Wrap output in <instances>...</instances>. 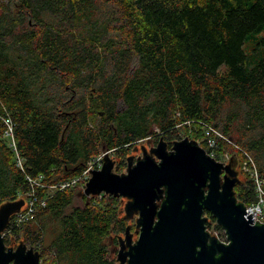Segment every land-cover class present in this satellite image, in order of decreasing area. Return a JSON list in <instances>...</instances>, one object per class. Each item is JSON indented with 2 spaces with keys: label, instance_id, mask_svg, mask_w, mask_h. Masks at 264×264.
<instances>
[{
  "label": "trees",
  "instance_id": "trees-1",
  "mask_svg": "<svg viewBox=\"0 0 264 264\" xmlns=\"http://www.w3.org/2000/svg\"><path fill=\"white\" fill-rule=\"evenodd\" d=\"M205 127L221 135L214 159L241 169L236 199L257 203L264 0H0V206L35 198L32 220L11 217L6 246L15 237L44 264H116L122 198L78 206L76 188L52 187L104 152L123 161L139 143L203 139Z\"/></svg>",
  "mask_w": 264,
  "mask_h": 264
},
{
  "label": "water",
  "instance_id": "water-1",
  "mask_svg": "<svg viewBox=\"0 0 264 264\" xmlns=\"http://www.w3.org/2000/svg\"><path fill=\"white\" fill-rule=\"evenodd\" d=\"M166 147L161 138L142 159L133 163L129 157L125 174L113 173L109 152L101 169L86 167L91 178L81 197H121L128 200L125 218L138 215V239L131 244L126 227L120 264H264V223L254 221L235 197L239 180L233 159L223 164L189 138L175 141L170 151ZM24 209L22 199L0 206V264H41L33 248L20 243L14 250L4 242L11 217ZM204 211L223 230L226 243L207 233Z\"/></svg>",
  "mask_w": 264,
  "mask_h": 264
},
{
  "label": "rangeland",
  "instance_id": "rangeland-1",
  "mask_svg": "<svg viewBox=\"0 0 264 264\" xmlns=\"http://www.w3.org/2000/svg\"><path fill=\"white\" fill-rule=\"evenodd\" d=\"M184 137H182V139H183ZM190 139V138H189ZM203 140H204V138L202 139H196V140H194V141H196L200 146L202 145V142H203ZM174 141H179V140H174ZM156 144H155V142H152L151 140H149V141H145V142H142V143H139V144H137L136 145V148H137V150L136 151H132L131 153H128V156H127V158H125L123 161H120V160H118L117 159V157L115 156V155H113V153H110L109 154V157L111 158V160H113L114 161V167H113V169H112V171H113V173H116V174H125L126 173V168H127V159L129 158V157H131L132 159H133V163H135L136 162V160L137 159H142L143 158V152L145 151L147 154H150V152H151V149H154V148H156ZM167 148V151H168V147H166ZM144 149V150H143ZM224 157H225V155L222 157L223 159H221L220 160V162L221 163H223V164H228V162H229V160L230 159H227V157L229 158V155L224 159ZM237 166V165H236ZM235 166V170L237 171V173H238V180L240 181V180H242L243 179V175L241 174V169H239L238 167H236ZM242 170L245 172V173H247V174H249L250 175V177H254V173H252V171L248 168V166H243L242 167ZM83 183H80V185H79V187L78 188H76L75 190H76V193H77V196H76V200H75V204L76 205H81V200H83L85 197H81L80 195H79V193L80 192H82L83 190H84V187H83ZM30 198L31 199H34V196H30ZM89 198V197H88ZM19 199H22V200H24V202H25V204H27V206L25 207V209L23 210V212H25L27 209H28V207H29V198H28V196L27 195H19ZM29 201V202H28ZM119 202V201H118ZM120 202H121V214L123 215V217H125V212H124V206H125V204L128 202V200L127 199H122V200H120ZM159 203V202H158ZM28 211V210H27ZM26 211V212H27ZM138 218V215L137 214H134L133 215V217L129 220V221H126V226L127 227H129L130 228V226H131V229L133 230L134 228H135V220ZM14 219H15V216L12 218V222L14 221ZM128 220V219H127ZM264 222V219L262 220V223ZM131 230V231H132ZM135 230H136V228H135ZM130 234H131V232H130ZM120 238V240H124L125 239V235H124V233H120L119 235H118ZM7 237H8V245L9 246H7V247H11V248H16L20 243H23V244H25L28 248H29V245L28 244H26L25 242H23V241H17L16 239H15V237H12V236H9V235H7ZM136 240L137 239V237L136 236H130V240H131V244L134 242L133 240ZM110 244H109V250H110V252H112V250H114V249H118L119 250V248H118V243H116L115 245H113V240H111L110 242H109ZM115 247V248H114ZM34 250V249H33ZM116 252H117V250H116ZM112 258L113 259H116V255L115 254H113V256H112ZM44 259H45V256L43 255H41V257H40V263L41 264H44ZM48 260V259H47Z\"/></svg>",
  "mask_w": 264,
  "mask_h": 264
},
{
  "label": "built area",
  "instance_id": "built-area-1",
  "mask_svg": "<svg viewBox=\"0 0 264 264\" xmlns=\"http://www.w3.org/2000/svg\"><path fill=\"white\" fill-rule=\"evenodd\" d=\"M216 137H221V135L219 133H217L216 131H214L212 128L210 127H205V136H204V142L206 143V146L211 150V153L207 152L211 157H213L214 152L213 149L217 146V138ZM228 155L225 154L224 159L227 157ZM214 158V157H213ZM227 159H229L227 157ZM103 165V155H99L98 157L93 158L91 161H89L87 163V168L95 171V170H99L101 169V166ZM246 166V163H244V167ZM255 177H256V173ZM91 178V173L90 171H88L86 168L85 170L81 173L80 176L74 177L68 181H65L63 183H60L59 185L52 187V189L55 190H59V191H63L65 189H74V188H78L80 183H83V187L85 189V185L88 182V180ZM259 191V200L257 203L252 204L250 206H246V209L248 210V212L252 215L253 220L256 221L257 223H262V220L264 219V212H263V207H264V194L262 193L260 187L258 189ZM30 201V202H29ZM29 207H28V211L26 212H17L14 214L15 219L13 221V224H17V226H19L20 224L23 225L26 223V221L28 220H32L33 218V212L34 210V203H35V198L31 199L29 198ZM40 205L44 206V201H40L39 202ZM27 206V204H25V207ZM264 223V222H263ZM226 239V237H225Z\"/></svg>",
  "mask_w": 264,
  "mask_h": 264
},
{
  "label": "flooded vegetation",
  "instance_id": "flooded-vegetation-1",
  "mask_svg": "<svg viewBox=\"0 0 264 264\" xmlns=\"http://www.w3.org/2000/svg\"><path fill=\"white\" fill-rule=\"evenodd\" d=\"M147 141H149V140H147ZM152 141V140H151ZM153 142V141H152ZM165 142V141H164ZM175 142V141H174ZM173 142V143H174ZM166 143V145H167V147H168V151H170L171 150V147H172V145H169L167 142H165ZM157 145V144H156ZM137 150V148H136V146L131 150V152L132 151H136ZM207 213H209V212H206V211H204V214H203V217H205V218H207V222H206V224H205V230L207 231V233H209L211 236H214L220 243H226V239H225V235H224V232H223V230L220 228V229H218L217 227H219L218 225H216V222H214L215 221V219L211 216V214H207ZM214 219V221H212V218ZM129 221V220H128ZM131 221V220H130ZM132 229H131V226H130V232H131V236H136L137 237V239H138V234H136V231H135V228L131 231ZM124 235H125V232H124ZM120 237L118 236V238H117V245H118V248H119V250H120V248H121V242H120V239H119ZM136 239V240H137ZM135 239L133 240L134 242L132 243V244H134L135 243V241H136ZM125 246V245H124ZM27 247V246H26ZM6 248H11V247H7L6 246ZM29 248H31V247H29ZM28 247H27V249H29ZM115 248V247H114ZM16 248H14V250H15ZM116 250H117V252H116ZM118 249H114V250H112V252H111V257L113 256V254H115L116 255V259H114L115 260V262H116V264H120V262L117 260V253H118V251H119ZM126 250H128V248L125 246V251ZM35 251V250H34ZM41 257V256H40ZM12 264V263H11ZM124 264H127L126 262L124 263Z\"/></svg>",
  "mask_w": 264,
  "mask_h": 264
},
{
  "label": "bare ground",
  "instance_id": "bare-ground-1",
  "mask_svg": "<svg viewBox=\"0 0 264 264\" xmlns=\"http://www.w3.org/2000/svg\"><path fill=\"white\" fill-rule=\"evenodd\" d=\"M99 156V155H98Z\"/></svg>",
  "mask_w": 264,
  "mask_h": 264
}]
</instances>
